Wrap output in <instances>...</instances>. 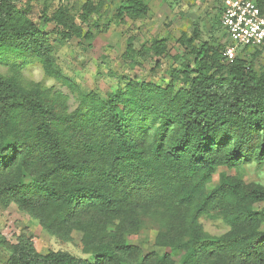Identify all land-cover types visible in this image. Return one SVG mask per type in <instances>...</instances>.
<instances>
[{"label": "trees", "instance_id": "1", "mask_svg": "<svg viewBox=\"0 0 264 264\" xmlns=\"http://www.w3.org/2000/svg\"><path fill=\"white\" fill-rule=\"evenodd\" d=\"M98 9L88 0L82 18ZM148 11L147 0H120L116 15L140 18ZM43 18L62 27L63 39L82 35L66 10ZM193 42L187 40L194 65L174 73L188 86L130 79L106 98L82 94L73 111L39 85L0 74V203L18 205L61 236L73 224L82 227L83 213L90 212L99 222L122 218L136 226L139 208L155 199L198 203V211L219 206L232 229L214 239L197 235L182 249L172 243L174 251L184 250L183 264H264V207L255 206L264 202V186L226 177L204 189L219 166L264 162V71L247 61V53L227 61L229 39L218 48ZM53 47L27 7L0 0V50L38 60L71 85L55 67ZM263 49L254 48L253 55ZM150 51L162 56L166 39L155 38L141 50ZM224 199L233 201L226 209ZM8 249L7 264H126L132 253L117 237L85 241L93 260L61 250L42 253L25 231ZM173 256L165 254L159 264H173Z\"/></svg>", "mask_w": 264, "mask_h": 264}, {"label": "rangeland", "instance_id": "2", "mask_svg": "<svg viewBox=\"0 0 264 264\" xmlns=\"http://www.w3.org/2000/svg\"><path fill=\"white\" fill-rule=\"evenodd\" d=\"M91 1L99 9L84 20L82 14L88 0H17L18 6L27 7L30 17L49 34L55 67L70 79L71 85L48 74L40 61L8 49L0 50V74L15 77L27 87L39 85L51 99L73 111L79 106L82 94L95 92L106 98L130 79L159 85L173 83L176 88L188 86L183 77L174 75L194 65L193 46L187 40L193 38L194 46L207 42L215 48L228 40L220 23L218 0H147V15L123 19L116 15L120 0ZM58 10H66L74 17L82 29L81 36L74 34L63 39L62 27L56 21H45V14L51 17ZM87 33L92 37L87 38ZM155 38L166 39L167 51L160 57L151 51L141 52ZM253 51L254 48L238 49L239 54L247 53L244 57L248 62L264 71V49L258 55H253ZM226 177L264 186V162L251 161L235 168L219 166L204 189L216 188ZM150 203L139 208L136 226H130L122 218L114 223L99 222L90 212L83 213L82 227L73 224L63 236L45 229L37 218L18 205L5 207L0 203V264H7L8 244L16 243L24 231L42 253L61 250L93 260L94 254L84 249L85 241L94 243L117 237L132 247L126 264H159L165 254H174L173 264H183L184 250L174 251L172 243L182 249L184 243L197 235L214 239L232 229L226 210L219 206L209 205L206 211H198V203L182 205L165 199ZM232 203L224 199L222 209ZM255 206L262 208L264 202Z\"/></svg>", "mask_w": 264, "mask_h": 264}, {"label": "built area", "instance_id": "3", "mask_svg": "<svg viewBox=\"0 0 264 264\" xmlns=\"http://www.w3.org/2000/svg\"><path fill=\"white\" fill-rule=\"evenodd\" d=\"M221 23L230 40L223 55L233 61L239 48L264 46V3L258 0H222Z\"/></svg>", "mask_w": 264, "mask_h": 264}]
</instances>
